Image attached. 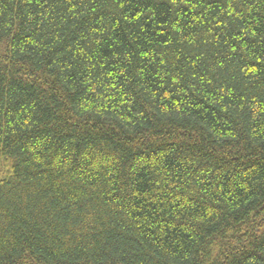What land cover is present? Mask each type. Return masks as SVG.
Masks as SVG:
<instances>
[{
  "label": "trees",
  "instance_id": "obj_1",
  "mask_svg": "<svg viewBox=\"0 0 264 264\" xmlns=\"http://www.w3.org/2000/svg\"><path fill=\"white\" fill-rule=\"evenodd\" d=\"M0 264H264V0H0Z\"/></svg>",
  "mask_w": 264,
  "mask_h": 264
}]
</instances>
